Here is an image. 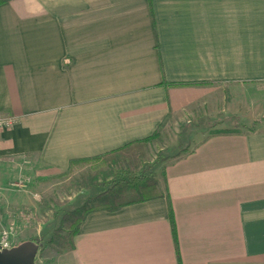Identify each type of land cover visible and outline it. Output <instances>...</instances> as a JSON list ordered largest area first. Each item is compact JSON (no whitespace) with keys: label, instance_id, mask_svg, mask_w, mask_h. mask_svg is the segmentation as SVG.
Here are the masks:
<instances>
[{"label":"crops","instance_id":"1","mask_svg":"<svg viewBox=\"0 0 264 264\" xmlns=\"http://www.w3.org/2000/svg\"><path fill=\"white\" fill-rule=\"evenodd\" d=\"M261 82L264 0H7L0 167L62 173L149 138L210 85ZM205 139L156 177L161 198L89 215L69 264H264V125Z\"/></svg>","mask_w":264,"mask_h":264},{"label":"rangeland","instance_id":"2","mask_svg":"<svg viewBox=\"0 0 264 264\" xmlns=\"http://www.w3.org/2000/svg\"><path fill=\"white\" fill-rule=\"evenodd\" d=\"M209 91L211 97L204 103L165 121L164 140L152 145L148 153V164L158 179L167 165L186 156L209 135L224 130L250 132L264 125V82L216 84L210 85ZM97 166L49 176H39L34 170L20 174L12 165L0 167V230L14 223L17 246L37 243L40 249L36 264H69L67 254L59 255L44 245L60 227L65 213L97 195L98 190L73 186L82 173Z\"/></svg>","mask_w":264,"mask_h":264},{"label":"trees","instance_id":"3","mask_svg":"<svg viewBox=\"0 0 264 264\" xmlns=\"http://www.w3.org/2000/svg\"><path fill=\"white\" fill-rule=\"evenodd\" d=\"M6 2L7 0H0V5ZM164 126L165 122L157 132L147 139L130 143L97 157L76 159L70 162L69 168L66 170L67 174L74 173L77 167L98 165L82 173L73 185L78 189L98 190V193L81 207L63 215L60 227L54 231L44 245L46 249H50L59 255L73 253L75 251V237L89 215L98 212H118L126 207L163 196L159 192V181L153 173V167L148 164V153L152 145L164 140ZM235 134L238 132L224 130L210 135L205 140L212 136ZM167 198L169 200V197ZM52 201L55 202L54 199ZM170 219L176 238V226L172 210Z\"/></svg>","mask_w":264,"mask_h":264},{"label":"water","instance_id":"4","mask_svg":"<svg viewBox=\"0 0 264 264\" xmlns=\"http://www.w3.org/2000/svg\"><path fill=\"white\" fill-rule=\"evenodd\" d=\"M39 245L33 241L22 243L11 250L0 249V264H36Z\"/></svg>","mask_w":264,"mask_h":264},{"label":"built area","instance_id":"5","mask_svg":"<svg viewBox=\"0 0 264 264\" xmlns=\"http://www.w3.org/2000/svg\"><path fill=\"white\" fill-rule=\"evenodd\" d=\"M16 124L14 118L1 117L0 116V129H10L13 128ZM18 186H21L18 184ZM17 226L12 223L10 226L5 227L0 230V249L1 250H11L16 247L17 240Z\"/></svg>","mask_w":264,"mask_h":264}]
</instances>
